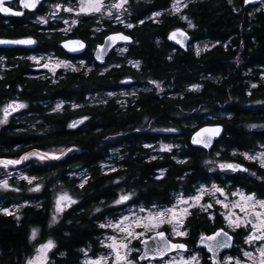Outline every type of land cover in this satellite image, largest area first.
<instances>
[{
	"label": "trees",
	"instance_id": "obj_1",
	"mask_svg": "<svg viewBox=\"0 0 264 264\" xmlns=\"http://www.w3.org/2000/svg\"><path fill=\"white\" fill-rule=\"evenodd\" d=\"M167 1L152 0L153 4H149L129 0L126 18L137 23ZM43 10L42 5L36 12ZM184 11L193 22L195 34L211 43L207 48L200 47L199 55L193 48L171 49L165 34L172 25L143 21L126 30L136 32L137 45H130L122 53L112 52L104 65L94 62L86 74L66 72L57 83L46 85V93L64 102L63 109L49 117L54 121L50 129L43 134L0 129V160L34 150L65 149L59 159L25 164L24 171L29 176L44 179L40 191L26 192L25 183L14 179L10 180L19 185L20 192H12L11 196L9 191L0 190V204L8 195L12 203L28 200L19 219L0 212V264H25L34 246L30 239L33 228L38 229V241L51 238L56 244L54 253H63L56 255L58 264L78 262L82 249L95 250L96 241L104 232L98 226L100 221L120 207L106 205L115 200L121 189L135 193L133 204L145 206L168 205L177 192L189 195L197 185L211 182L229 190L256 192L264 198V167L242 155L264 146V126L252 127L264 124V5L252 9L243 7L242 0H189ZM36 12L29 11L26 23L11 18L14 23L9 29L2 26L5 19L0 15V36L34 37L35 51L54 49L60 54L59 41L68 35L39 32L43 25ZM89 19L97 24L92 16L80 19L74 29L79 37L87 38ZM103 25L108 31L123 29L111 25L109 20H103ZM158 35L162 43L156 42ZM102 36L100 32L93 41L87 38L88 61H93L91 49ZM11 49L17 47H0V54ZM8 58L14 57L9 53ZM137 61L138 65L133 64ZM107 65L111 66L105 68ZM149 80L159 81L162 90L144 88ZM130 85H136L138 90L122 101L111 97L90 103L83 98L86 93L117 92ZM30 91L37 89L30 85ZM6 95L8 91H0V106L7 101ZM79 116L87 119L69 128L67 121ZM214 123L222 124L224 131L209 151L190 144V135L197 127ZM160 140L172 143L173 148L153 152L152 146ZM105 163L112 169L108 170ZM221 164L239 165L248 172L222 170ZM55 183L68 189L76 203L49 226ZM9 202L6 200L3 205ZM98 206L103 207L100 212L96 211ZM183 227L188 235L179 238L198 250L194 247L196 239L224 228V224L218 210L193 208ZM232 233L238 244L247 230L239 228ZM229 254L239 255V247Z\"/></svg>",
	"mask_w": 264,
	"mask_h": 264
},
{
	"label": "snow or ice",
	"instance_id": "obj_2",
	"mask_svg": "<svg viewBox=\"0 0 264 264\" xmlns=\"http://www.w3.org/2000/svg\"><path fill=\"white\" fill-rule=\"evenodd\" d=\"M231 3V0H229ZM11 3V0H0V13L5 15L11 14L20 16L23 13L14 11L11 7L6 6V4ZM40 3V0H20V4L24 8L33 9L36 7L37 4ZM127 3V0H117L116 3L113 4H105L104 0H78L79 10L76 12L77 15L83 14H92V13H102V10L109 9L107 11L108 16H112V12L110 9H120L123 7L124 4ZM181 0H174L173 8L176 11H179V5ZM185 7L187 5H184ZM57 10L62 8V5L56 4L54 6ZM63 11L66 12H73L75 11L72 7H63ZM55 15V13H52ZM155 16L161 15V13L157 12L154 13ZM181 19H187L184 16L180 17ZM119 19V16L116 17ZM40 23H46L47 20L44 17L38 18ZM143 23V21H140ZM189 28L194 27L191 20H188ZM67 24L68 21H65ZM72 25L74 26L77 21L72 20ZM133 25L128 24L126 27H132ZM70 29H63V31L67 32ZM100 29H96L99 31ZM176 33H180V35H184L179 29L176 32L170 35V39L174 38ZM129 40L128 36L123 34H116L114 36L107 37L108 41H115V40ZM36 43L32 38H24V39H16V40H4L0 39V45L11 44V45H32ZM77 45L78 47H70V45ZM65 48H68L70 51H78L79 49L83 48L84 45L80 41H67L63 45ZM207 48V45H205ZM201 49H197V55ZM4 58L0 57V61ZM29 59L36 60V57H29ZM83 63V62H81ZM139 64V61L136 62ZM72 67L66 61H59L53 67ZM44 67H50V65L45 64ZM73 71H78L75 67H72ZM90 70V69H89ZM2 78V77H0ZM159 87V84H157ZM255 87V85H253ZM111 95V94H110ZM15 107L24 108L26 105L19 104ZM13 105H7L4 109L5 111V119H0V124L6 123V116L8 114V109L12 108L15 110ZM61 105H57V109H59ZM87 119V118H85ZM75 122L70 124L69 127H74ZM255 127V126H252ZM221 129L219 127L215 128H204L200 131L196 132L192 143L193 144H203L204 147H208L212 143V136L218 135ZM202 133H207L208 135L203 137L202 139H198L202 136ZM170 145H162V150H170ZM38 156L40 159L48 158L47 154H40L36 152L26 153L24 156L20 157L16 160H0V165L7 167L9 164H20L22 161H26L31 156ZM245 158L251 160H258L261 167H264V152L257 153L256 155L249 156L247 153H244ZM52 159H59V157L53 156ZM178 163H183V161H177ZM210 163L208 161L205 162ZM219 167L224 170H231L233 172L240 170L244 172H248V169L241 168L239 165L233 164H221ZM255 175V173H252ZM24 179L28 180L29 183H32L35 180V177H23ZM118 183V181H117ZM83 187V183L80 185ZM0 187L4 189H8V182L7 181H0ZM40 185H36L34 189H30V191H39ZM18 191V189H15ZM216 193L220 195H225V189L219 187L217 184L213 183L211 188H206L204 186H198L196 188V192L194 194H189L187 196L183 194H179L177 196V203L172 205L171 207L162 206V205H154L153 208L145 209L144 207H139L138 210L136 209H129V215H123L120 218L116 219H109L104 223H100L98 226L101 229H112L113 232H121L124 233V237L122 240L118 241L117 236H107L106 239L110 241V243L105 244L101 241V244L104 248L110 250V254L100 255L95 260H86L84 264H108L109 260L111 259L112 264H136L135 260H130L128 257L132 251L135 249L130 248L129 244L132 239H139L143 233L136 232V228H143L146 230H157L160 229L163 225L167 224L171 227L172 234L175 236L184 237L187 236V231L181 230L184 218L189 214L187 208L190 206H196L200 204V201L203 199L205 195L215 196ZM230 195L238 196L239 199L231 202V207L239 208L240 211L244 214L242 217L238 216L234 212H229L227 215L221 213L224 216V219L227 221V226L235 231L241 227L249 228V234L245 237V243L249 246H256L255 252L253 251H243V256L246 258L245 260H241L236 257L228 256L225 257L223 261H219L216 259V253L219 252L222 248H228L231 246L232 238L229 236L228 232L225 231L223 228L219 229L212 236L209 237H201L202 240L210 241V243L206 244L209 252L213 253V256L210 259L213 260V264H247V261H250V264H264V198H260L257 196L256 192L245 193L241 189H236L235 191L231 192ZM135 196V193L130 194H121L117 200L114 201L116 205H123L126 202L132 200V197ZM61 201H65L64 207H68L71 204L76 203L70 196L66 193L61 195L58 200L56 201L57 204V211H61ZM215 203L221 204L223 207L228 208V204H224L223 201L216 199ZM181 205H184L181 208ZM203 210H207L211 208V204L207 205H200ZM5 214H11L7 208L0 209ZM97 212H100L101 209L97 208ZM147 212L146 216L140 215L141 213ZM183 213V214H181ZM19 219V217H17ZM209 219H215V217L210 216ZM57 222L56 216L52 217V224ZM37 229L32 230V239H35L37 234ZM156 238L159 240V246L154 250V254L156 256L163 257L165 253L169 252L170 250H176L177 255L180 257L179 260L175 258L171 261H165L164 264H200V259L198 255L189 254L187 258L184 257L182 254L184 251L187 250L186 244L184 243H172L168 238L165 236V231H156ZM143 243V241H141ZM55 247V244L52 240H48L46 243L41 244L39 248L36 250L38 255L32 259H29L26 264H47L48 256L47 253L52 248ZM123 250V251H122ZM83 251V250H81ZM86 254V253H85ZM63 255V253H61ZM142 256L146 257L147 253H142Z\"/></svg>",
	"mask_w": 264,
	"mask_h": 264
},
{
	"label": "flooded vegetation",
	"instance_id": "obj_3",
	"mask_svg": "<svg viewBox=\"0 0 264 264\" xmlns=\"http://www.w3.org/2000/svg\"><path fill=\"white\" fill-rule=\"evenodd\" d=\"M134 1H141V2L144 1L149 4H153L152 0H134ZM188 3H189V0H181V3L179 5V11H176L173 8L174 0H168L166 4H163V6L159 7L158 9L152 10L151 12L146 14L145 17L137 21V23L130 22L129 20L130 18H126V14L124 13L122 15L123 22L126 21L128 24L133 25L132 27H126L127 24L123 25L121 21L119 23H112V21L109 20L111 25L113 26L117 25L123 28V29L114 30V31H122L128 34L129 36H131V38L133 39L132 42L129 44H123L120 46H116L115 48H113V52H116L117 50H122V49L125 50L130 45H137L136 32H131V31L129 32L126 30L134 28L135 25H138L141 23L140 21H147L157 26L172 25L171 28H169V30L165 34L166 35L165 40L167 44L171 47V49L186 50L188 48H193L194 50H196L198 46L210 45L211 44L210 42L201 40L198 37V35L195 34L194 30L192 29L193 27L189 28L187 21L191 19L188 17V14L184 11L186 8L184 5H187ZM6 5L11 7L14 11L23 13V15H20V16L12 15L8 17H4L3 15L0 14L5 19L3 21V25H2L3 27L9 26L7 28L9 29L12 26L14 21L10 20L11 18H17L16 20L20 19L22 22H25V23L27 22L26 20L28 16L30 15L29 13L30 10L22 7L20 4V0H11V3H8ZM42 5L43 4L41 3L38 7ZM262 5H264V2L259 3L255 6H250V7H252V9L253 8L257 9ZM36 9L37 7L32 9V11L36 12ZM157 12L161 13V15L155 16L154 13H157ZM35 14H36L35 16H37V14H42V12L40 13L36 12ZM181 16H184L187 19H181L180 18ZM82 18L83 17L79 18V20ZM165 19H168L169 22H166ZM79 20H77V23L74 26L72 25L71 27L67 28V29H70L67 32L63 31L65 27L59 21H56V22L50 21L46 24L41 23L43 27L39 28V32L45 35H51V34L57 33L59 36L68 35V37H66L65 39L76 38V39L83 40L85 42V49L82 52L77 53V54L69 53L63 49V47L61 46V43L65 39H63L62 41L61 40L59 41V45L62 47L61 48L62 51L60 54H58L57 51L54 49L43 51V52H37L35 51V43L32 45H15V46H1L0 45V47H3V48H16L17 47V49L14 51L13 49H11L8 51H3L0 54V57L4 58L2 61H0V77H2L0 78V91L5 89L6 91H8V94H9L4 97L6 98L7 101L4 102L0 106V116L2 114V110L5 109L3 108L4 106L6 107L7 105H13L15 107L16 105H19L21 103L26 105V107L24 108L15 107V110H12V108H9L8 114L6 116V123L0 124V129L6 127L7 129H10L13 131H18V130L32 131V132H37L39 134H43L46 130L50 129L49 126L52 125L51 123L52 122L54 123V121H51L49 117L56 116V113H59V111H61L63 108L61 107L57 109L55 107V102L60 101V99H58L57 96L55 97L54 94L52 93L50 94L46 93L45 92L46 85L50 86V85L57 83L58 79L62 78L66 72L73 71L72 67H75L81 73H85V74L88 73L93 68V64H94L93 50L95 46L102 41L103 37L106 34L110 32H114V31H108L109 29L104 27V25L99 23V21L97 20H95L97 24L93 23L92 21L93 19L88 20L89 25L86 29V36L88 38V41H93V39L97 36L98 33L100 32L103 33L102 38L96 41L94 43V46L91 49L90 56H92L93 61H88L85 58V50L87 48V38L79 37L75 33V30H74L76 26L77 27L79 26L78 25ZM57 25L59 26L55 28V26ZM96 29H100V30L96 31ZM177 29L184 30L188 34V42L185 48L178 46L177 44L168 40L167 38L170 32L177 30ZM21 38H27V36L17 37V38L0 36V39H21ZM30 38H32L35 41L34 37H30ZM155 40L158 43L163 42V40L161 39L159 35L156 36ZM9 53L12 54V57L14 58L12 59L8 58ZM41 55H45V56L51 55L55 59H58L59 61H66L72 67H64V66L53 67L56 65L55 61L29 59V57H37ZM45 64L50 65V67H44ZM30 85H32V87H36L37 92L30 91ZM92 95L93 93H86L84 94L83 98L88 99L89 96H92ZM30 98L36 101L30 103L28 102ZM85 118L86 116H79L74 119H70L69 121H67V126L69 127V125L73 124L74 121H76L77 119H80L78 124L74 125V127H71V128H75L79 126L80 124H82ZM29 152H32V151H29ZM24 155L25 154H23L22 156ZM26 163H27L26 161H22L19 165L16 166L15 170H24ZM8 196L5 198V201L6 200L10 201L9 204L3 205V203L5 202L4 201L0 204V208L2 209L7 208L10 204H12L11 197L10 195ZM177 238H174L173 240L182 241L180 238L179 239ZM187 251H190V252L195 251L196 253H198L201 257V264L213 263L210 260L209 255L203 249L194 250L193 247L188 245Z\"/></svg>",
	"mask_w": 264,
	"mask_h": 264
},
{
	"label": "rangeland",
	"instance_id": "obj_4",
	"mask_svg": "<svg viewBox=\"0 0 264 264\" xmlns=\"http://www.w3.org/2000/svg\"><path fill=\"white\" fill-rule=\"evenodd\" d=\"M104 2H105V4H113V3H116L117 0H104ZM41 3L43 4L44 10H43L42 14H37V16H36L37 20H38L39 17H44L47 20L46 23H48L50 21L51 22L59 21V22H61L63 24V26L65 27V29H67V28H69V27L72 26V23H71L72 20H76L77 21V20H79V18L85 17V16H89V17L92 16V17L95 18V20L99 21V23H101V24H103V20L106 19V20L112 21V23H119L121 21V23L123 25H125V24L128 25V23L126 21L123 22L122 15L124 13L125 14L127 13V5L129 3V0H127V3L124 4L123 7L120 8V9H115V8L110 9L111 12H112V16H108L107 15V11L109 9H104V10H102V13H99V14H97V13H92V14H83V13H81L80 15H77L76 12L79 10L78 0H67V1L41 0ZM56 4L62 5V8L60 10H57L54 7ZM63 7H72V8L75 9V11H73L71 13L70 12H66V11H63ZM52 13H55V15H52ZM117 16H119V19H116ZM65 21H68V23L66 24ZM46 23H43V24H46ZM101 29H102V27H101ZM202 46H204V45L198 46V48H200ZM123 50L124 49L117 50L116 53H122ZM36 58H37L36 60L55 61L56 64L59 62L58 59H55L51 55H47V56L41 55V56H37ZM133 64L136 65V63H133ZM110 66L111 65H107L105 68H108ZM157 84H159V87H157ZM143 87L144 88H146V87H154V89H156L157 91H161L162 90L161 83L159 81H156V80H149L148 82H146V84ZM137 90H138V87L136 85H130L128 88L122 89V90L117 91V92L94 93L92 96H89L88 102H90V103L103 102L107 98H111V97H117L118 99H120V101H122V100L125 99L126 96L133 95ZM58 104L61 105V107L64 106V102L62 100L55 102V107L56 108H57V105ZM3 108H5V106ZM0 119H5L4 110H2V114L0 116ZM252 126H255L257 128H260V127H263L264 124L259 123V124H253ZM162 145H170L171 146V149L173 148V144L172 143L164 142V141H161L160 140L154 146H152V149H153L152 151L158 153V152H165V151H170L171 150V149L170 150H162ZM62 148L63 147H54V148H50V149H47V150H41V151H43L45 153H56L59 150H61ZM261 152H264V146H261V147L257 148L254 151H249V152L246 151L244 153H247L249 156H253V155H256L257 153H261ZM244 153H242V155L245 158ZM245 159H247V158H245ZM31 160L32 161H36V162H43L44 161L43 159L29 158L28 160H26V162L31 161ZM247 160L253 161L251 159H247ZM255 161H257L258 164H260L258 160H255ZM104 166L108 170H111L112 169L109 163H105ZM15 168H16V166L15 167H11V168H0V174L3 177V178L0 179V181H7L8 182V186H9L8 189H4V188L0 187V190L1 191H3V192L9 191L11 196H12V192H14V193L20 192L19 185L18 184L17 185H13L10 179H14V181H16V182L23 181L25 183V185H26V187H25V191L26 192H38V191H30V189H34L36 187V185H40L39 191L41 190L42 186L45 183L44 182V179L35 177L36 179L33 180L32 183H29L28 180L24 179L23 177H29V178H31L33 176H29L24 170H15ZM213 183L214 182H211V183H208V184H199V185L196 186V188L198 186H204V187L210 189L211 188V185ZM219 187L225 189V195H220L219 193H216L215 196L205 195L203 197V199L200 201V204L199 205L190 206V207L187 208L188 213L193 208H200V209H202L200 205L211 204L212 207L211 208H208L206 211L211 212L213 210H218V212H219L220 215H221V213H224V215H227L229 212H234L238 216H241L242 217L244 214L240 211L239 208H233V207H231V202L239 199L238 196H232V195H230V193L233 192V191H235L236 189L229 190V189H227V188H225L223 186H219ZM196 188H195V190H194V192L192 194H194L196 192ZM15 189H18V191L15 190ZM65 193L68 196H70L73 200H75V198L69 193V190L66 189L65 187H63L60 183H55L52 186V190H51V194H52V209H51L50 216H49V220H48V225L49 226L50 225H53L52 224V217L53 216H56L57 222H58L59 219H60V217H61V215H62V213H63V211L72 205L71 204L68 207H64L65 201H61V204H60L61 211H59V212L57 211L56 201L58 200V198L61 195L65 194ZM130 193H133V192L126 191V190H123V189L118 190V193H117V196H116L115 200H117L121 194H130ZM179 194L185 195L182 192H177L175 194L174 198H173V201L170 204H168V205H162V206L171 207L172 205L176 204L178 202L177 201V196ZM185 196H187V195H185ZM133 197H132V199H133ZM216 199H219V200L223 201L224 204H228L229 207L228 208H225L221 204L215 203V200ZM114 201H112L110 204H108L106 206L107 207L108 206H111V207H119L120 206V207L114 212V214H111V215L106 214L104 216V218L100 221V223H104V222H106L109 219L120 218L123 215H129V211L128 210L130 208L131 209L138 210L139 207H144L145 209H149V208H153L154 207V205L145 206L143 204H133L131 202L132 200L126 202L123 205H116V204H114ZM27 204H28V200H21L19 202H14V203L10 204L7 207V209L9 210V212L11 214L14 215V217L17 218V217L20 216V210L24 206H26ZM183 207H184V205H181V208H183ZM97 208L103 209V207H101V206H98ZM0 209H2V208H0ZM147 214H148L147 212H144V213H141L140 215L146 216ZM181 214H183V213H181ZM221 217H222V220H223L224 228L226 230H228V231H232V229L227 226V221L224 219V216L221 215ZM241 228H244V227H241ZM33 229H37V228H33ZM244 229L247 230V234L243 237V239L240 240V242L238 244L236 243V247H239L240 254L237 255V256L232 255V254H229V253L228 254H224L222 256V261L224 260L225 257H228V256H232V257L239 258L241 260H245L246 258L243 256V251H253V252H255V247L256 246H249L248 244L245 243V237L249 234V231H251V229H250V227L249 228H244ZM103 230H104V232H103L102 236L96 241L95 250H93L94 248H84V249H82L83 250L82 251V256L80 257V259L78 260V262H76L74 264H84V262L86 260H95L100 255L110 254V250L104 248L102 246V244H101V241H103L105 244L110 243V241H108L106 239L107 236H110V235L117 236V240L118 241L122 240L123 237H124V233H121V232H113L112 229H108V228H105ZM160 230H164L167 233V235L169 237H171V238L180 237V236L173 235L172 234L171 227L169 225H167V224L163 225L160 229H157L155 231H153V230H146V229H143V228H136L135 231L136 232H142L143 235L139 239H132L130 241L129 247L135 249V251H132L130 253V255H129L128 258L130 260H135L136 261V264H164L165 261H171L174 258L176 260H179L180 257L177 255V252H172L169 255H167L164 259L159 260V261H150V260H148V261L142 262V263L137 261V259H136L137 258V255L141 251V246L139 244V241L142 238L148 237L150 234H152V233H154L156 231H160ZM181 230L186 231L184 229L183 225H182ZM37 237H38V231H37V234H36L35 239H32V231H31V233H30V239H31L32 242H34V246H33V250L31 252V254L27 257V259L25 261V264H26V262L29 259H32V258H34V257H36L38 255V253H37L36 250L39 248V246L41 244L46 243L48 240H52L53 241V239H51V238H45L42 241H38L37 240ZM54 244H55V242H54ZM55 249H56V244H55V247L54 248H52L50 251H48V253H47V256H48L47 264H58L56 262V258H57V256H59L58 254L61 255V252H58L57 254H55L54 253L55 252ZM190 253L193 254V255H198V257L200 259V264H201V257L195 251H192V252L186 251V252H183L182 254L184 255L185 258H187ZM60 264H63V263H60ZM108 264H112L111 259L109 260ZM247 264H250V261H247Z\"/></svg>",
	"mask_w": 264,
	"mask_h": 264
},
{
	"label": "water",
	"instance_id": "obj_5",
	"mask_svg": "<svg viewBox=\"0 0 264 264\" xmlns=\"http://www.w3.org/2000/svg\"><path fill=\"white\" fill-rule=\"evenodd\" d=\"M264 2V0H242V4H243V7H247V6H255L259 3H262ZM41 4V0H40V3L36 5L39 6ZM7 6V5H6ZM22 6V5H21ZM9 7V6H8ZM23 7V6H22ZM35 7V8H36ZM28 9V8H27ZM31 10V9H29ZM1 15H3L4 17H8V16H12L11 14H8V15H5L3 13H0ZM180 30V29H179ZM181 32L184 33V35H180V33H176L175 37L174 38H169L170 35L174 32H176V30L170 32L167 36L168 40L174 42L175 44H177L178 46L182 47V48H185L187 46V42H188V34L184 31V30H180ZM116 34H123L125 36H128L129 37V40L127 41H124V40H115L114 42L113 41H108L107 40V37L109 36H114ZM29 38V37H27ZM21 39H24V38H21ZM4 40H16V39H4ZM132 38L131 36H129L128 34L122 32V31H114V32H110L108 34H106L102 41L100 43H98L94 50H93V60L96 64L98 65H104L107 61V58L108 56L113 52V48H115L116 46H120V45H123V44H129L132 42ZM67 41H80L83 43L84 47L79 49L78 51H70L68 48H65L63 45L65 42ZM1 46H15V45H11V44H5V45H1ZM61 46L63 47V49L69 53H80L82 52L84 49H85V42L81 39H76V38H69V39H65L62 41L61 43ZM70 47H78L77 45L73 44V45H70ZM80 121V119H77L75 122V125L78 124ZM215 127H219L221 129L220 133L218 135H214L212 136V143L210 146L208 147H204L203 144H193L192 143V139L195 135L196 132L200 131L201 129H204V128H215ZM223 131H224V128L222 126V124L220 123H214V124H205V125H202V126H199L197 127L190 135V138H189V142L192 146L194 147H197V148H201V149H204L206 151H209L212 146L214 145V143L219 140L222 135H223ZM208 134L207 133H202V136L198 139H202L203 137L207 136ZM64 148H62L61 150H59L58 152L56 153H45L43 151H40V150H34L32 152H36V153H40V154H47L48 155V158L46 159H43V160H47V159H52L51 157L53 156H56V157H59L60 155L63 154L64 152ZM31 153V152H29ZM19 157L17 158H14V159H10V160H16V159H19ZM29 158H38L40 159L38 156H31ZM9 160V159H7ZM19 164H9L7 167L3 166V165H0V168H11V167H15ZM219 229H222V228H219ZM219 229H216L208 234H203V235H200L197 239H196V242H195V248L197 249H203L205 250V252L209 255V258L213 256V253L212 252H209L208 251V248L206 247V244L207 243H210V241H205V240H202L201 237H209V236H212L213 233H215L216 231H218ZM224 229V228H223ZM225 231H227L226 229H224ZM160 231H164V230H160ZM229 236L232 238V241H231V246L228 247V248H222L219 250L218 253H216V259L221 261V255L224 254L225 252H229L231 251L234 247H235V237L234 235L227 231ZM165 236L166 238H168L172 243H184L186 244L185 242L183 241H173L171 240L166 232H165ZM143 241V243L141 242ZM139 244L141 246V251L140 253L137 255V261L138 262H146L148 260L150 261H159V260H162L164 259L168 254L172 253V252H176V250H170L169 252L165 253V255L163 257H160V256H156L154 254V250L159 246V240L156 238V232L150 234L148 237H145V238H142L140 241H139ZM186 248L188 249V245L186 244ZM185 252V251H184ZM142 253H147V256L144 257L142 256L141 254ZM212 262L213 260L210 259Z\"/></svg>",
	"mask_w": 264,
	"mask_h": 264
}]
</instances>
